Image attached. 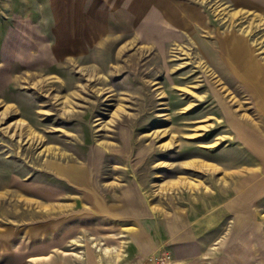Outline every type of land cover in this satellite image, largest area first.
<instances>
[{"label":"rangeland","instance_id":"374dc122","mask_svg":"<svg viewBox=\"0 0 264 264\" xmlns=\"http://www.w3.org/2000/svg\"><path fill=\"white\" fill-rule=\"evenodd\" d=\"M125 3L0 0V264H174L218 245L264 264V167L245 148L264 143V0ZM74 162L104 219L58 171ZM255 171L242 204L234 174ZM139 229L165 245L134 254Z\"/></svg>","mask_w":264,"mask_h":264},{"label":"crops","instance_id":"0c3cea01","mask_svg":"<svg viewBox=\"0 0 264 264\" xmlns=\"http://www.w3.org/2000/svg\"><path fill=\"white\" fill-rule=\"evenodd\" d=\"M112 1H114V0H112ZM123 1L125 3L126 1H129V0H123ZM126 7H127V3H125L124 7L118 9L116 11V14H118V15L122 14L124 12L122 9H125ZM125 11H126V9H125ZM139 13L142 14L143 11L140 9ZM155 15H158V14L155 13ZM84 19H85V15L82 18V22L84 21ZM69 20L75 21V17H70ZM78 20H79V22H81V18L79 16H78ZM114 22H115V20L113 22L109 21V28L111 27V25H114ZM64 23L65 22L60 23V25L64 24ZM76 32L77 31L75 29H73V33H76ZM244 46L240 47L239 45L236 44V46H234L230 50L229 53L231 55H234L235 57L239 56L238 55V49L239 48H244ZM231 63H232L231 64V68H232L233 74L237 75L239 77V79L244 82V83L242 82V84H244L245 88L248 89L247 86L252 87L253 86V82H254V80H253L254 75H252V76H249V75H246V74L241 75L239 72L235 71V66L237 65L236 60L232 61ZM257 88H258V86H257ZM257 140L258 139H254V140L246 139L245 148L250 151V154L252 153L253 160L254 161L257 160L259 162V164H261L262 167H264V143L259 142ZM239 150H240V148H239ZM230 154L231 153H229V155ZM232 160H233L232 162H234V165H240V164L244 165V164H248L250 159L249 160L245 159V158L238 159V153H237V155H234V158H232ZM59 170L64 172L68 178H71V179L75 180V182H77L78 184H83L84 185L83 186L84 188L82 189L83 190V195H85V197L87 199L92 200V201H94L93 199H95L96 202H99L100 204L102 203V200L97 199V196H96V194H97L96 192H98L96 190L97 186L94 185V184H92V185L90 184V182H91L90 181V179H91L90 176L86 177V170H85L84 166L77 165V163H75V162H74L73 165L72 164H70V165L59 164L58 171ZM260 174L261 173H256V171L255 172H250L248 174H246V173L243 174V172L234 174L235 177L238 178L237 179V181L239 183L238 196H239V199L242 202H244L242 204H248L250 201H252L253 199L257 198V188H258V186H257V188H255V186H253V184H252V180H254L256 182L261 181L260 180ZM228 185H229V183H228ZM90 192H92V193H90ZM88 193H90V194H88ZM88 196H91V197H88ZM103 206H104V204H101L100 208L98 209L99 210L98 215H99L100 218L104 219L108 215V213L106 212L107 210L103 208ZM116 215L119 216V215H122V213H119L117 211ZM118 220H121V219H119V217H118ZM123 220H125V219L123 218ZM141 233L142 232H141L140 229L136 230V232H133V235H132L133 242H132V244H134V247L132 249H133V253L134 254H136V255L138 254V255H141V256L147 255V253H150L153 250H156L158 247H161V244H163V242L159 243V241L155 240V238H153V237L150 238L146 234L147 232L144 233L143 239L147 238L148 240L144 242V241L141 240V238H142V236H140ZM150 236H152L151 233H150ZM149 239H151V241H149ZM185 244H187V243H184V245ZM164 245H165V243L162 246H164ZM218 246H217V249L215 248L217 250L216 253L213 252L215 249H212L211 251L207 252L208 255H210L209 258L203 256L204 255L203 253H198V252L197 253H193V255H195V256L192 255V258L198 256L199 258H197V260H193V259L187 258V256H185L183 254V251H181L180 248H175L176 252L174 251V255H175V253H177L175 255V257L178 258V261L175 260L174 264H190L189 263L190 260H192V262H193L192 264H201V263H204V262H202V259H205V258H208V260L206 261L207 264H225L224 263L225 259H224V256H223V247L221 248V247H218ZM232 249L234 250L235 248L232 247ZM90 250H92V249L89 248V251ZM184 250H186V249H184ZM218 250H220L221 253H218ZM231 253H234V255H231L232 257L236 256V255L238 256V254H236V252H234V251L231 252ZM228 255H226V256L229 257L231 263L233 264L234 262L231 260V256H230L229 253H228ZM85 264H97V260H95V257H94L92 252H88L87 263H85Z\"/></svg>","mask_w":264,"mask_h":264},{"label":"built area","instance_id":"2783aa9c","mask_svg":"<svg viewBox=\"0 0 264 264\" xmlns=\"http://www.w3.org/2000/svg\"><path fill=\"white\" fill-rule=\"evenodd\" d=\"M147 259H149L151 264H172V258L169 252L154 253Z\"/></svg>","mask_w":264,"mask_h":264}]
</instances>
